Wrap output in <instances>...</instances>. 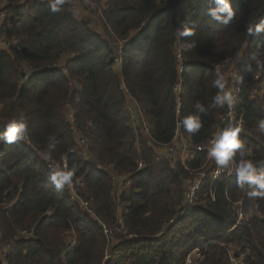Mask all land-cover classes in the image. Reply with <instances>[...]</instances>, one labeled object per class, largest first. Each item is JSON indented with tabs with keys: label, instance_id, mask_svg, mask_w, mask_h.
I'll list each match as a JSON object with an SVG mask.
<instances>
[{
	"label": "trees",
	"instance_id": "16d2710c",
	"mask_svg": "<svg viewBox=\"0 0 264 264\" xmlns=\"http://www.w3.org/2000/svg\"><path fill=\"white\" fill-rule=\"evenodd\" d=\"M71 2L58 13L51 0L23 2L25 12L14 9L5 21L6 35L20 41L22 63L0 51V134L13 119L27 123V134L12 144L0 138V264H185L192 249H199V264H234L236 246H244V264H264V197L248 194L255 186L213 182L206 151L160 155L170 145L205 147L213 137L224 107L199 114L203 127L195 134L179 121L197 114L196 102L211 103L218 76L229 84L225 60L243 52L244 81L264 76V32H247L264 21V0H230L227 24L208 14L213 0H105L96 20L103 34L89 17L78 19ZM184 27L193 34L179 40L176 30ZM22 67L31 72L26 81ZM248 87L237 110L243 148L234 160L243 151L260 174L264 96L250 101ZM52 137L56 149L45 160ZM64 163L77 168L72 181L81 203L50 179L47 165ZM200 174L197 204L178 217ZM118 177L131 183L123 180L117 193ZM237 203L255 218L234 228ZM101 224L124 235L110 246Z\"/></svg>",
	"mask_w": 264,
	"mask_h": 264
},
{
	"label": "clouds",
	"instance_id": "9594fccd",
	"mask_svg": "<svg viewBox=\"0 0 264 264\" xmlns=\"http://www.w3.org/2000/svg\"><path fill=\"white\" fill-rule=\"evenodd\" d=\"M63 3L64 0H51L49 4L50 11L52 13L60 12ZM213 3L216 7L209 9L208 14L217 22L224 24L229 23L234 15L230 0H213ZM176 31L179 40L193 34L192 29L188 27H184L183 30L177 29ZM247 32L250 36L253 33L259 34L264 32V21L249 25ZM190 46L194 47L193 44ZM251 59L256 62L257 66H262L261 59L255 54L252 55ZM242 79V77L239 78L240 81H242ZM212 87L218 91L216 95L213 96L211 103L206 107L204 104L196 102L194 108L197 114L189 115L179 121V125L182 126L186 132L195 134L201 130L203 123L199 114H206L209 109L223 108L225 105L232 107L234 105L235 98L233 96V90L227 88V82L223 77L218 76L213 80ZM176 90L177 92L181 90L180 85L176 86ZM258 128L261 133H264V119L259 121ZM241 130V126L229 124L222 131L218 132L210 141L211 147L208 151V156L213 158L220 168H228L231 164H236L235 172L238 186L241 188L244 187L245 184L255 186L248 194L252 197H264V173L255 174L253 162L243 159V151L240 152V161L237 163L234 160L237 150L243 148L240 139H238ZM26 134L27 123L18 122L13 119L6 125V130L0 134V138H2L5 143L12 144L18 140H23ZM56 144V138L52 137V143H50L47 150L42 153L45 160L52 159V153L56 149ZM76 171V167L68 168L67 164L64 165L63 169L58 166L50 176V179L54 187L61 189L65 185L71 184L72 177L75 175ZM218 174L219 172H217V175Z\"/></svg>",
	"mask_w": 264,
	"mask_h": 264
},
{
	"label": "built area",
	"instance_id": "2783aa9c",
	"mask_svg": "<svg viewBox=\"0 0 264 264\" xmlns=\"http://www.w3.org/2000/svg\"><path fill=\"white\" fill-rule=\"evenodd\" d=\"M41 1L43 0H35L34 2L38 3ZM23 2L24 0L20 3L23 4ZM82 2H83V5H85V7L88 10L95 11L96 6H93L91 0H82ZM13 4L14 3H11L9 0H0V51L6 52L13 60L22 61V47H21L19 39L16 37H8L4 29L5 21L10 16V13H9L10 10H8V7H10ZM176 58L180 61L181 56L177 54ZM245 59H246V55L243 52H240V54H238L237 56H234L233 58L225 60V62L222 65V68L226 69V73L229 79V84L227 85V88H230L233 90V96L235 98V103L232 107H228L227 105H225L224 113L219 121V124L217 126V129L213 137L209 140L208 144L205 147H190V148L185 146L186 144L180 145L179 148H175L170 145L164 150L162 154H160L161 156L168 157V156L177 154L179 153V151H181L182 157H184L186 154H189V152L191 153V155H194V152L199 153V152L206 151L208 160L213 163V166L211 168V177H212L213 182L216 180H220V179L223 180L226 178H231V179L237 178L236 172H235L236 164H231L228 168H220L215 163V160L208 156V151L211 147L210 141L214 138V136L218 132L222 131L220 130V128L224 125L226 127L228 123L241 126L242 130L238 136V139L243 135L244 133L243 119L241 115L237 116V110L238 108L241 107L240 100L244 94L245 85L246 86L249 85L248 98L250 101H254L257 98H262L264 96V76L255 75L249 83H246L244 79H242V81L239 80L240 77L243 78V72H245V69H244ZM117 63L120 67V64H121L120 61L117 60ZM22 69H23V74H24V81H26L27 78L30 77L31 72L27 67L26 68L22 67ZM119 88L121 91H123V93H126V89L124 87L123 82L120 83ZM175 91L177 92L176 87H175ZM135 113L136 111L134 110V108L129 109V117L131 119L134 118V116H136ZM147 133L148 132L145 130L144 134H147ZM176 135H177V131H176ZM64 165L65 163L62 165V168H64ZM47 170L50 173H53L55 171L53 164L47 165ZM217 172H219L218 175H217ZM198 177L199 179L197 178L198 180L192 183L189 189L185 192L184 197H185L186 203L184 205V209L182 210V212L179 214L178 217H181L183 215V212L186 208L193 207L197 204L199 200L198 194L201 188V181L204 179L205 174H200L198 175ZM123 180L124 181L126 180L125 181L126 184L131 183V179H127V178L125 179V177H123ZM83 183H84V180H77L76 185L81 187L83 186ZM65 188L67 191L70 192V196L72 199H76L77 201L81 203V201L76 197L73 181L71 182V184L65 185ZM234 206H235V216H236L234 228L244 227L241 221L244 215L246 214V212L242 209V206L240 203L234 204ZM85 209L88 213H91L90 210L86 206H85ZM254 211L256 212V207H254ZM172 223H173V220L170 221V224ZM117 224L121 225L120 219L118 220ZM101 226H102L101 228H102L104 235L111 233V230L109 228H107L103 224H101ZM72 245L73 244H71L70 246ZM243 247L244 246H240L237 248L238 250L236 253V258L233 260L234 264H244L245 263L247 255L245 254V252H241V250H243ZM199 258H200L199 249H193L191 251V254L190 255L188 254L186 256L185 264H199V260H200Z\"/></svg>",
	"mask_w": 264,
	"mask_h": 264
},
{
	"label": "rangeland",
	"instance_id": "374dc122",
	"mask_svg": "<svg viewBox=\"0 0 264 264\" xmlns=\"http://www.w3.org/2000/svg\"><path fill=\"white\" fill-rule=\"evenodd\" d=\"M34 1L35 0H28V1L27 0H24V4L25 3H28V4L31 5V4L37 3V2H34ZM91 1H92L93 6L102 7V5H105V0H97V1L96 0H91ZM71 3L74 5V9H76V11H77L76 17L78 19H84L85 17H89V25H90V28L93 29V30H95V31H97V32H99V33H102V29L100 28V26L98 25V22L96 21L98 19L97 17L100 18V15H99L100 11H91V10H88L85 7V5H83L82 0H72ZM24 4L23 5H20V6H17L15 8V10L16 9H19L20 11H23L24 9H26L24 7ZM92 4H90V5H92ZM12 11L13 10H10V12H9L10 13V18L12 16ZM193 13H194V10L190 11L188 16L190 17V15H192ZM121 43L122 42H117L118 45H121ZM19 62L22 63V61H19ZM116 62H117V59H116ZM181 148H180V150H181ZM204 163H205V161H204ZM53 166H54V168L56 170L57 169V166L55 164H53ZM198 179H199V177H198ZM122 182H123V177L122 178L121 177H118L117 179H115V180L112 181V184L115 185L113 187V189L114 190L117 189L116 190L117 193L119 192V187H120V185H121ZM122 207H123L122 204H118V211H117L118 212V215L121 214ZM254 207H256V206H254ZM253 210H254V208H253ZM255 213L258 214V211L256 210ZM252 217L255 218V215H252L251 213H246L244 215V217L242 218V221L241 222L243 223L244 226H246V224L251 221ZM235 221H236V218H235ZM103 225L105 226V224H103ZM113 226H110L111 227L110 230L112 231V233H109L107 235H104L106 237V239H108V241L112 242V244L110 246H113V244L116 243L115 241L118 240V239H120L121 236L124 235V232L121 231V228L118 229V228L113 227ZM132 240H135V238H132ZM236 247H238V246H236ZM236 247H234V248H232V250H230V252H231L230 255L231 254L233 255V254H236L237 253V250L238 249ZM241 252H245V251L244 250H241ZM108 254L111 255V259L117 257V256H115V254H113V253L111 254V252H109ZM188 254L190 255L191 254V251Z\"/></svg>",
	"mask_w": 264,
	"mask_h": 264
},
{
	"label": "crops",
	"instance_id": "0c3cea01",
	"mask_svg": "<svg viewBox=\"0 0 264 264\" xmlns=\"http://www.w3.org/2000/svg\"><path fill=\"white\" fill-rule=\"evenodd\" d=\"M39 3V2H38ZM13 5H16L15 7L13 6V7H11V9L10 10H14L17 6H20V5H23V4H21V3H17V4H13ZM12 6V5H11ZM19 10V9H18ZM20 11V10H19ZM95 11H100V13H99V15L101 14V9H100V7L98 8L97 6H96V8H95ZM25 12V9L23 10V11H20V13H24ZM101 16V15H100ZM9 18H10V16H9ZM8 18V19H9ZM7 19V20H8ZM120 63H121V61H120ZM256 210H257V208H256ZM193 250V249H192ZM188 255V254H187Z\"/></svg>",
	"mask_w": 264,
	"mask_h": 264
}]
</instances>
